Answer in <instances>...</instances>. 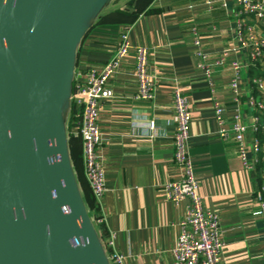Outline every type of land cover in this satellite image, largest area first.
I'll return each mask as SVG.
<instances>
[{"label": "crops", "instance_id": "obj_1", "mask_svg": "<svg viewBox=\"0 0 264 264\" xmlns=\"http://www.w3.org/2000/svg\"><path fill=\"white\" fill-rule=\"evenodd\" d=\"M115 9L135 14L99 22ZM237 9L235 0H107L76 45L72 82L109 60L123 32L132 46L147 48L154 75V97L136 98L135 55L129 51L108 80L112 95L99 108L105 188L97 209L86 207L111 264L113 252L124 255L122 264L173 263L172 248L188 204L186 198L172 200L164 188L166 181L181 176L171 119L176 87L189 102L188 151L202 205L219 216V259L223 264H264V213H254L264 184L261 169L243 165L234 137L218 133L214 112L215 104L224 105L227 114L234 106L230 63L237 60L239 109L248 135L254 134L247 100L256 92L251 79L264 77V56L252 63L249 49L239 41ZM71 108L69 103L67 136H79ZM152 119L154 127L149 126ZM82 172L88 185L83 155Z\"/></svg>", "mask_w": 264, "mask_h": 264}, {"label": "water", "instance_id": "obj_2", "mask_svg": "<svg viewBox=\"0 0 264 264\" xmlns=\"http://www.w3.org/2000/svg\"><path fill=\"white\" fill-rule=\"evenodd\" d=\"M107 0H0V264H111L73 169L75 48Z\"/></svg>", "mask_w": 264, "mask_h": 264}, {"label": "built area", "instance_id": "obj_3", "mask_svg": "<svg viewBox=\"0 0 264 264\" xmlns=\"http://www.w3.org/2000/svg\"><path fill=\"white\" fill-rule=\"evenodd\" d=\"M238 4L236 33L243 46L249 49L252 63L261 61L264 56V0H235ZM133 50L135 55L134 75L137 89L134 96L150 100L154 97V75L148 64V50L138 45L132 46L126 33L120 35V45L113 56L100 67L91 68L80 81L72 82L70 103L74 108L71 121L75 134L82 140V155L87 179L92 193L99 198L104 191V168L100 147L103 135L98 123L101 101L112 95L108 80L119 67L122 58ZM233 75L229 81L234 105L227 114L226 107L215 104L214 112L218 123V133L222 136L231 134L236 143L243 165L252 169L260 167L264 182V77L254 76L252 87L256 90L248 96V105L253 110L252 130L248 135L246 124L242 121L239 105L241 92L239 86V69L241 63L233 60L230 63ZM174 122V159L181 167L178 179L168 180L164 184L166 195L172 200L188 199L186 213L180 222V231L172 248V264H223L220 250L223 241L220 237L218 214L202 205L198 192V180L195 175L192 159L188 151L190 107L186 96L180 89H174L173 114ZM155 120L149 122L154 127ZM253 154L248 158L247 153ZM260 208L254 213H264V184L258 192ZM113 264H122L124 255L113 252Z\"/></svg>", "mask_w": 264, "mask_h": 264}, {"label": "trees", "instance_id": "obj_4", "mask_svg": "<svg viewBox=\"0 0 264 264\" xmlns=\"http://www.w3.org/2000/svg\"><path fill=\"white\" fill-rule=\"evenodd\" d=\"M132 12H129L127 10L122 9H115L113 12L107 13L105 15H101L99 22H106V21H121L129 19L133 16ZM71 110H74V108H71ZM73 113V111H72ZM82 140L80 136H72L68 132V145L70 150V157L72 161V165L74 170L76 171V176L78 181L80 182V185L82 187V195L84 202L87 207H90L91 209H97V198L92 193L91 188L85 183L83 172H82Z\"/></svg>", "mask_w": 264, "mask_h": 264}, {"label": "bare ground", "instance_id": "obj_5", "mask_svg": "<svg viewBox=\"0 0 264 264\" xmlns=\"http://www.w3.org/2000/svg\"><path fill=\"white\" fill-rule=\"evenodd\" d=\"M92 20V19H91Z\"/></svg>", "mask_w": 264, "mask_h": 264}]
</instances>
